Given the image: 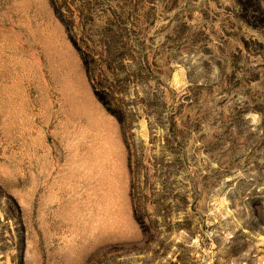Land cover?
Here are the masks:
<instances>
[{
  "label": "rangeland",
  "instance_id": "obj_1",
  "mask_svg": "<svg viewBox=\"0 0 264 264\" xmlns=\"http://www.w3.org/2000/svg\"><path fill=\"white\" fill-rule=\"evenodd\" d=\"M0 264H264V0H0Z\"/></svg>",
  "mask_w": 264,
  "mask_h": 264
}]
</instances>
